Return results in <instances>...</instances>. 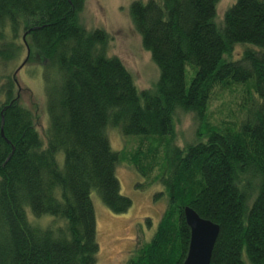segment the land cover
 Here are the masks:
<instances>
[{"label": "trees", "instance_id": "1", "mask_svg": "<svg viewBox=\"0 0 264 264\" xmlns=\"http://www.w3.org/2000/svg\"><path fill=\"white\" fill-rule=\"evenodd\" d=\"M217 2L130 4L158 70L139 91L106 33L79 24L84 0H0V264H97L90 194L113 214L130 208L115 176L122 161L166 200L125 264H182L184 207L218 226L209 264H264V0H234L220 25ZM22 54L42 62L44 142L3 73ZM232 90L239 117L209 123V103ZM179 112L198 125L183 147L170 145ZM114 128L136 141L133 153L111 149Z\"/></svg>", "mask_w": 264, "mask_h": 264}, {"label": "rangeland", "instance_id": "2", "mask_svg": "<svg viewBox=\"0 0 264 264\" xmlns=\"http://www.w3.org/2000/svg\"><path fill=\"white\" fill-rule=\"evenodd\" d=\"M133 1L144 3L147 0H84L78 22L86 30L102 29L106 33L109 38L108 54L119 59L140 91L153 88L158 70L149 53L141 47L140 38L132 27L128 10ZM233 3L234 0H218L215 7L217 25H220L223 13ZM237 50L238 48H234L231 56H234ZM23 59L22 54L19 60L9 65L3 73L14 74L17 99L32 113L35 129L44 142L46 116L42 62L31 59L19 66ZM17 67L18 71L14 72ZM189 69L187 66L185 82H188L191 74ZM239 103L240 96L237 91L218 94L208 105L207 121L218 125L228 122L231 116L239 117L237 109ZM173 126L174 134L170 145L177 147H183L184 144L191 142L198 128L191 114L181 112L175 115ZM117 130L109 129L106 133L111 149L123 151L125 155L133 153L136 141L130 137H122ZM155 175V171L150 175L152 181ZM115 176L120 194L131 201V206L123 214H113L101 204L94 192L90 194L95 217V238L98 244L97 264H125L138 244L150 239L166 203L162 194L156 196L163 191L162 186L158 182L148 184V181L138 175L128 162L122 161L116 167Z\"/></svg>", "mask_w": 264, "mask_h": 264}, {"label": "water", "instance_id": "3", "mask_svg": "<svg viewBox=\"0 0 264 264\" xmlns=\"http://www.w3.org/2000/svg\"><path fill=\"white\" fill-rule=\"evenodd\" d=\"M27 55L28 51L25 60ZM22 65L23 63L20 66ZM182 213L189 230L187 252L182 264H209L211 251L218 234V226L208 220L201 219L188 207H184Z\"/></svg>", "mask_w": 264, "mask_h": 264}]
</instances>
